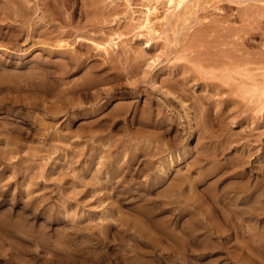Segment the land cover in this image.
Wrapping results in <instances>:
<instances>
[{
  "label": "rangeland",
  "instance_id": "374dc122",
  "mask_svg": "<svg viewBox=\"0 0 264 264\" xmlns=\"http://www.w3.org/2000/svg\"><path fill=\"white\" fill-rule=\"evenodd\" d=\"M0 264H264V0H0Z\"/></svg>",
  "mask_w": 264,
  "mask_h": 264
},
{
  "label": "bare ground",
  "instance_id": "6f19581e",
  "mask_svg": "<svg viewBox=\"0 0 264 264\" xmlns=\"http://www.w3.org/2000/svg\"><path fill=\"white\" fill-rule=\"evenodd\" d=\"M20 1V0H19ZM45 4V3H44ZM43 4V5H44ZM179 5V4H178ZM180 6V5H179ZM30 9V8H29ZM48 9V8H47ZM23 10V9H22ZM7 11V10H6ZM28 11V10H27ZM30 12V11H29ZM24 15V14H23ZM29 15V14H28ZM51 15V14H50ZM25 16V15H24ZM26 16H27V14H26ZM48 16V15H47ZM53 19V18H52ZM54 24V23H53ZM35 30V29H34ZM235 30V29H234ZM67 31V30H66ZM201 31H202V29H201ZM59 32V31H58ZM229 32H230V30H229ZM247 32V31H246ZM43 33H45V32H43ZM47 33V32H46ZM227 33V32H226ZM19 34V33H18ZM16 35V34H15ZM43 35V34H42ZM46 35V34H45ZM230 34H228V36H229ZM223 36V35H222ZM221 36V37H222ZM15 37V36H14ZM216 40V39H215ZM224 39H222V41H223ZM213 41V40H212ZM218 41H219V39H218ZM211 42V41H210ZM217 42V41H216ZM212 43V42H211ZM215 44V43H214ZM212 45V44H211ZM220 45V44H219ZM232 45V44H231ZM233 46L234 45H232V48H233ZM237 47V46H236ZM228 49V48H227ZM235 49V48H234ZM236 50V49H235ZM229 52V51H228ZM244 53V52H243ZM233 54H235V53H233ZM232 54V55H233ZM218 55V54H217ZM234 56V55H233ZM227 57H228V54H227ZM236 57V56H235ZM244 57V56H243ZM246 57H244V59H245ZM249 58V57H248ZM257 58V57H256ZM212 59V58H211ZM214 59V58H213ZM220 59V58H219ZM218 59V60H219ZM233 59V58H232ZM239 59V58H238ZM249 59H251V58H249ZM255 59V58H254ZM258 59V58H257ZM261 59V58H260ZM259 59V60H260ZM263 59V58H262ZM217 60V59H216ZM252 60V59H251ZM256 60V59H255ZM241 61H242V59H241ZM209 62V61H208ZM254 62H256V61H254ZM259 63H261V60L260 61H258ZM216 63H218V62H216ZM229 63H230V61H229ZM208 64V63H207ZM222 64V63H221ZM227 64V63H226ZM232 64V63H231ZM235 64V63H234ZM238 65V64H237ZM240 65V64H239ZM262 65V64H261ZM244 66V65H243ZM241 68V67H240ZM240 70V69H239ZM185 83V82H184ZM83 85V84H82Z\"/></svg>",
  "mask_w": 264,
  "mask_h": 264
}]
</instances>
